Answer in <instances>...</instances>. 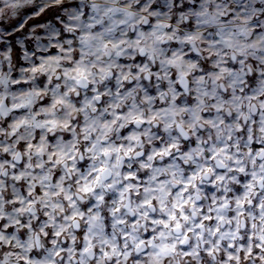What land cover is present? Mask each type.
Segmentation results:
<instances>
[{
    "label": "clouds",
    "instance_id": "9594fccd",
    "mask_svg": "<svg viewBox=\"0 0 264 264\" xmlns=\"http://www.w3.org/2000/svg\"><path fill=\"white\" fill-rule=\"evenodd\" d=\"M0 44V264H107L74 251L84 233L123 251L146 219L175 211L183 233L214 205L242 229L225 245L249 213L260 232L237 201L264 174V0H0ZM128 243L119 264H153Z\"/></svg>",
    "mask_w": 264,
    "mask_h": 264
},
{
    "label": "snow or ice",
    "instance_id": "6c2138e0",
    "mask_svg": "<svg viewBox=\"0 0 264 264\" xmlns=\"http://www.w3.org/2000/svg\"><path fill=\"white\" fill-rule=\"evenodd\" d=\"M17 25H13L16 27ZM3 49V44H0V50ZM254 149H257L256 157L260 160H264V144H254ZM172 146H168V151L171 152ZM158 155H163L162 152H158ZM251 155V153H250ZM261 169H264V164L260 165ZM243 172V169H241ZM256 183L254 184H246L244 187L246 191H244V200L237 201V206L241 209V215L243 214V210L247 207L250 208L254 204L260 209L259 215L262 219H264V199L253 200L249 195V192L256 191L257 188L261 193H264V174L259 176H253ZM99 179V177H97ZM125 179H130L133 181V186L137 189L134 193L135 195H139L140 184L137 182V178L132 176L131 174ZM146 183V182H145ZM190 185L185 183L184 190ZM87 191V189H85ZM131 192V187L129 188ZM147 191V188H145ZM28 194V193H25ZM98 199H103L102 196L98 197ZM23 201L16 202V207L19 208ZM131 203V200H129ZM156 203L155 198L149 199L148 201L143 202V206L151 208L152 205ZM163 205H161V209L163 210ZM193 207H197L196 204H193ZM221 206L214 205L213 207L207 210L206 215H202L200 218H197L195 214L192 216V225L185 232H181V224L178 222V217L175 211L170 215H165L163 220L157 222V218L152 217L150 219H146L144 225V236L140 237L139 235H133L129 230L124 232V234L120 237L121 242L123 243V251L120 250L119 245L116 243L109 244L108 237L105 238V242L101 244L99 247H94L92 241L95 237H90L87 233L82 235V242L78 249L74 251H78L79 255L83 257L90 249L93 251V256H90L89 259H99L102 257L107 264H119V259L121 257L124 258L125 261L132 255V252L128 251L130 240L132 249L135 251L137 255L144 250L145 247L152 250V261L153 264H167L168 259L173 256L179 254L184 259L192 261V264H196L197 257H203L205 264H215V258L219 256L222 260V264H253V258L255 264H261L264 261V226H260L261 230L259 233L255 232L257 225L255 224V216L249 213L250 219L253 221L251 224H246V227L243 229L247 231L249 235L245 236L243 241L241 242L242 246L237 247L232 242H228L225 245V237L232 236L233 239H238L242 229L239 226L233 227V220H229V226L226 232L221 233L220 222L224 220V216L217 215L220 211ZM222 207H227V205H223ZM181 213L179 219L187 221L189 217L184 215L183 213V205H181L178 209ZM115 211L120 212V208H116ZM155 209H153V212ZM203 212V209H200ZM29 215H33L29 213ZM131 216L130 223L134 226L139 222L136 214H129ZM145 217H149V213H143ZM173 221H177L174 225ZM126 221H117V223H125ZM207 223L209 228L207 232L204 231V224ZM6 224L5 220H0V228H4ZM213 225L216 227L213 229ZM169 230L166 232L165 230ZM12 228H6L5 231L11 232ZM172 230L175 231L176 236H172ZM123 231V229L121 230ZM56 235H59L57 233ZM189 235L193 236V240L190 242L188 237ZM208 236V239L205 240V236ZM111 239H115L112 237ZM172 241L169 243V241ZM250 240H255V247L249 243ZM191 245V246H189ZM222 246L226 247L227 251H221ZM109 252L114 255H109ZM60 253L57 252L56 255ZM73 254L72 252L69 253ZM79 264H84V261L81 259Z\"/></svg>",
    "mask_w": 264,
    "mask_h": 264
}]
</instances>
